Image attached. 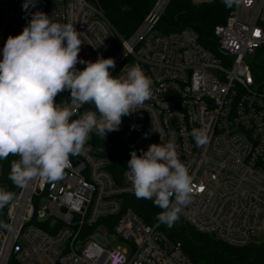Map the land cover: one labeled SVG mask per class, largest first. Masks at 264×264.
Returning a JSON list of instances; mask_svg holds the SVG:
<instances>
[{
	"label": "built area",
	"instance_id": "obj_1",
	"mask_svg": "<svg viewBox=\"0 0 264 264\" xmlns=\"http://www.w3.org/2000/svg\"><path fill=\"white\" fill-rule=\"evenodd\" d=\"M170 2L156 0L123 38L90 0H35L27 10L25 0H0V59L7 38L42 11L80 32V59L113 58L109 72L117 77L139 65L153 81L152 96L127 116L122 142L139 154L151 144L175 142L193 180L192 201L180 218L231 246L264 243V74L256 71L264 52V0L234 6L213 30L214 52L190 28L158 29ZM91 106L83 105L73 119ZM193 128L208 130L206 145L197 147ZM70 162L63 179L36 177L10 203L0 230V264H194L163 224H147L124 206L126 196L136 197L127 168L115 179L109 161L96 155L92 134Z\"/></svg>",
	"mask_w": 264,
	"mask_h": 264
},
{
	"label": "clouds",
	"instance_id": "obj_2",
	"mask_svg": "<svg viewBox=\"0 0 264 264\" xmlns=\"http://www.w3.org/2000/svg\"><path fill=\"white\" fill-rule=\"evenodd\" d=\"M226 7L241 0H223ZM35 0H25L27 10ZM72 23H60L36 11L16 36H9L0 59V160L9 155L8 179L24 188L36 177L49 182L63 179L70 156L81 154L93 132L102 140L118 131L128 116L152 96V79L139 65L124 76H113V58L95 62L78 57L82 41ZM86 64L82 70L76 65ZM69 91L70 99L56 103L58 94ZM85 111L77 119V111ZM197 147L209 142L208 130L193 128ZM128 181L138 199L152 200L161 211L156 219L173 227L183 207L191 203L193 180L182 162L175 142L151 144L147 151L131 152ZM14 193L0 189V210L14 200Z\"/></svg>",
	"mask_w": 264,
	"mask_h": 264
},
{
	"label": "trees",
	"instance_id": "obj_3",
	"mask_svg": "<svg viewBox=\"0 0 264 264\" xmlns=\"http://www.w3.org/2000/svg\"><path fill=\"white\" fill-rule=\"evenodd\" d=\"M101 9L106 18L112 23L116 31L123 38L130 37L145 16L149 13L156 0H90ZM225 6L223 0H214L212 3L196 5L192 0H171L163 14L158 29L162 33L179 31L185 28L194 30L200 43L211 51H216V39L213 30L217 25L223 24L230 12L234 9ZM260 61L256 71L264 74V52L258 54ZM69 91H64L55 98L56 103L69 100ZM91 108L94 110L93 106ZM127 116L122 117V124L118 131L107 133L104 140L92 133V145L98 157L109 161L108 170L115 179L121 177L127 168V161L131 158L134 149L126 146L121 140V131L126 125ZM137 152V151H136ZM137 155H140L137 152ZM19 159L17 156L9 155L8 158L0 160L2 176L0 178V189L14 193V199L21 188L16 187L8 179L11 162ZM124 206L131 208L147 224H153L157 214L161 211L152 201L126 196ZM6 206L0 210L1 223L7 217ZM163 231L167 236L179 242L185 255L194 264H264V243H252L244 247H235L217 240L211 235L196 231L182 218L171 228L163 224ZM8 264H19L10 259Z\"/></svg>",
	"mask_w": 264,
	"mask_h": 264
},
{
	"label": "rangeland",
	"instance_id": "obj_4",
	"mask_svg": "<svg viewBox=\"0 0 264 264\" xmlns=\"http://www.w3.org/2000/svg\"><path fill=\"white\" fill-rule=\"evenodd\" d=\"M5 222H6V219H5V221H4V220L1 221V223H2L3 226L5 225ZM102 233H103V232H102ZM98 240H99V241H102V239H101L100 237H98ZM117 246H121V247H123L124 244L121 243V242H119V243L117 244Z\"/></svg>",
	"mask_w": 264,
	"mask_h": 264
},
{
	"label": "snow or ice",
	"instance_id": "obj_5",
	"mask_svg": "<svg viewBox=\"0 0 264 264\" xmlns=\"http://www.w3.org/2000/svg\"><path fill=\"white\" fill-rule=\"evenodd\" d=\"M257 34H259V33H257Z\"/></svg>",
	"mask_w": 264,
	"mask_h": 264
}]
</instances>
